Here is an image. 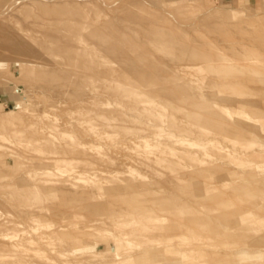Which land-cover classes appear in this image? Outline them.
Instances as JSON below:
<instances>
[{
	"label": "rangeland",
	"instance_id": "374dc122",
	"mask_svg": "<svg viewBox=\"0 0 264 264\" xmlns=\"http://www.w3.org/2000/svg\"><path fill=\"white\" fill-rule=\"evenodd\" d=\"M0 202V264H264V0H0Z\"/></svg>",
	"mask_w": 264,
	"mask_h": 264
},
{
	"label": "bare ground",
	"instance_id": "6f19581e",
	"mask_svg": "<svg viewBox=\"0 0 264 264\" xmlns=\"http://www.w3.org/2000/svg\"><path fill=\"white\" fill-rule=\"evenodd\" d=\"M46 81V80H45ZM95 89H97V88H95ZM136 94V93H135ZM65 95H67V94H65ZM98 96V95H97ZM70 97V96H69ZM91 101V100H90ZM94 101V100H93ZM22 104H24V102H22ZM96 107V106H95ZM97 108V107H96ZM85 109V108H84ZM12 113V112H11ZM34 114V113H33ZM79 114V113H78ZM45 115V114H44ZM75 115V114H74ZM91 115H92V113H91ZM132 115V114H131ZM133 116V115H132ZM87 117V116H86ZM47 119V118H46ZM82 119V118H81ZM80 119V120H81ZM83 119H85V117L83 118ZM82 119V123H83V121H85V120H83ZM140 119V118H139ZM74 121V120H73ZM144 121V120H143ZM104 122V121H103ZM106 122V121H105ZM145 122H146V120H145ZM235 122V121H234ZM72 123V122H71ZM78 123V122H77ZM76 122H75V124H77ZM80 123V122H79ZM91 123V122H90ZM126 123V122H125ZM121 124H124V123H121ZM150 124V123H149ZM160 126V125H159ZM112 127V126H111ZM202 127V126H201ZM129 130V129H128ZM50 131V130H49ZM124 131V130H123ZM142 131H144V130H142ZM145 132V131H144ZM52 133V132H51ZM54 134V133H53ZM56 135V134H55ZM60 136V135H59ZM31 140V139H30ZM25 142V141H24ZM180 142V141H179ZM185 142V141H184ZM22 143L23 142H21V145H22ZM29 143V142H28ZM27 143V144H28ZM49 144V143H48ZM67 144V143H66ZM73 145V144H72ZM39 146V145H38ZM30 147V146H29ZM28 147V148H29ZM39 148V147H38ZM78 148H79V146H78ZM44 149V148H43ZM43 151V150H42ZM37 152V151H36ZM48 152V151H47ZM46 152V153H47ZM52 154H54V153H52ZM58 156V155H57ZM56 156V157H57ZM60 157V156H59ZM61 173V172H60ZM94 173V172H93ZM62 174H64V173H62ZM65 175V174H64ZM69 178H70V176H69ZM44 179V178H43ZM3 182V181H2ZM12 183V182H11ZM19 189V188H18ZM111 190V189H110ZM113 195V194H112ZM40 196V195H39ZM40 199H41V197H40ZM42 202V201H41ZM1 203V202H0ZM10 203V202H9ZM256 207H258V206H256ZM260 208V207H259ZM264 207H262V208H260V209H263ZM63 211V210H62ZM261 215V214H260ZM264 216V215H263ZM1 220H3V219H1ZM194 222H195V224H194ZM197 224V226L200 228V229H202V223H200V222H198V220L196 219H194V221H193V226L194 225H196ZM189 228V227H188ZM194 228V227H193ZM260 237H262V236H260ZM1 238V237H0ZM4 238V237H3ZM7 239V238H6ZM261 239V238H260ZM263 239V238H262ZM10 246V245H9ZM15 246V245H14ZM6 247H8V245H6V246H2V245H0V255H1V250L3 249V248H6ZM11 247H13V245H11ZM10 248V247H9ZM237 255V256H239V257H243V256H245V254H244V252H242V251H240V250H234V252H233V255ZM126 261L128 262V263H130L131 262V260L130 259H126ZM159 264H166V263H159Z\"/></svg>",
	"mask_w": 264,
	"mask_h": 264
},
{
	"label": "crops",
	"instance_id": "0c3cea01",
	"mask_svg": "<svg viewBox=\"0 0 264 264\" xmlns=\"http://www.w3.org/2000/svg\"><path fill=\"white\" fill-rule=\"evenodd\" d=\"M219 2L220 4H224V5H231L234 4L236 1H246V0H214Z\"/></svg>",
	"mask_w": 264,
	"mask_h": 264
}]
</instances>
